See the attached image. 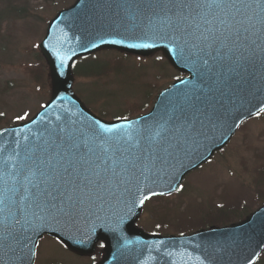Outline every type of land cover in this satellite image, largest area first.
<instances>
[{
  "label": "water",
  "instance_id": "obj_1",
  "mask_svg": "<svg viewBox=\"0 0 264 264\" xmlns=\"http://www.w3.org/2000/svg\"><path fill=\"white\" fill-rule=\"evenodd\" d=\"M132 16H136L135 27ZM146 24L143 14L127 8L125 0H77L73 7L60 12L49 25L40 46L51 70L52 99L27 124L0 132V170L8 174L6 179L16 177L15 187L20 189L16 197L18 200L24 177L35 166L33 161L45 156L43 149L51 143L53 129L80 130L90 137L94 133L107 137L114 134L100 133L96 121L108 126L125 123V120L112 123L101 120L85 107L73 91L72 67L75 61L104 49L143 57L162 52L174 68L189 75V78L178 80L163 91L151 113L127 120L132 124L129 131L134 137L147 135L158 124L167 121L168 139L164 144L165 147L169 143L173 145L168 149L170 155L161 152V159L156 161L155 167L145 173L147 178L140 177L138 181L132 179L129 184L113 186L104 192L103 201L96 200L90 207L86 205L87 211L73 220L51 217L40 220L29 216L31 226H15L13 235L19 238V243L15 240L11 242L15 252H0L3 264H34L35 256L30 260L18 257L27 252L23 248L25 242L36 251L37 242L44 234L56 237L82 256L92 254L97 243L104 241L105 256L99 264H201V261L203 264H254L264 250V207L239 224L212 228L191 236L164 238L148 235L136 228L145 204L139 205V200L144 195L152 198V192L162 193L155 196L176 192L177 186L191 171L225 147L239 126L262 112L260 109L264 106V91L257 92L251 86L239 90L233 85L229 91L216 92L211 101L202 99L198 102L205 111L209 110L208 104L211 103L218 112L203 127L199 125L203 117L197 116L196 131L189 139H183L180 133L172 131L173 125L180 123L175 117L180 114L181 108H186V96L202 95L201 90L208 83L198 77L185 56L172 50L174 45L167 38H160L158 29L149 31ZM132 44L153 46L130 47ZM59 57H66L63 66ZM248 72L255 74L253 84L258 86L259 76L264 74L259 61ZM246 78L251 79V76L246 74ZM142 143L146 146V142ZM8 186H13L10 179ZM20 207V204L13 206V211L23 223V214L17 211ZM31 211L39 213V209ZM117 224L118 227H115ZM80 239L84 242L78 243Z\"/></svg>",
  "mask_w": 264,
  "mask_h": 264
},
{
  "label": "snow or ice",
  "instance_id": "obj_2",
  "mask_svg": "<svg viewBox=\"0 0 264 264\" xmlns=\"http://www.w3.org/2000/svg\"><path fill=\"white\" fill-rule=\"evenodd\" d=\"M125 4L127 8L142 13L147 21L145 27L149 31L158 29L160 38H167L174 45L172 50L185 56L198 77L208 83L201 90L202 95L186 96V108H181L175 117L180 123L173 125L172 131L180 133L183 139H189L196 131L197 116L203 117L199 123L203 127L218 112L211 103L208 111L200 107L198 102L202 99L211 101L216 92L229 91L233 85L239 90L251 86L257 92L264 91V74L259 76L257 86L253 84L255 74L248 72L257 61L264 68V0H125ZM131 20L135 27L136 16ZM59 58L63 66L66 57ZM246 74L251 79H247ZM260 110L264 111V106ZM26 116H18L17 119H26ZM124 120L123 124L111 126L96 121L100 133L114 134L107 137L95 133L90 137L80 130L53 129L51 143L43 149L45 156L34 160L35 166L24 177L18 200L20 189L15 187L16 177H9L13 184L9 187L8 174L0 170V252H15L11 246L13 240L19 243V238L13 235L15 226H31L29 216L40 220L45 217L73 220L87 211L86 205L90 207L96 200L103 201L104 192L113 186L126 185L140 177L147 178L145 173L155 167L156 161L161 159L160 153H168V149L173 147L171 143L167 147L164 144L168 139L167 121L158 124L147 135L134 137L129 131L132 124L127 122V118ZM182 188L183 185H179L176 190ZM151 195L162 193L152 192ZM148 199L150 196L144 195L139 205ZM17 204L22 205L17 211L23 214V223L13 211ZM32 209H39V213L44 215ZM77 242L84 241L80 239ZM100 247L105 245L100 243ZM23 248L27 252L22 250L23 254L18 259L30 260L36 255L34 247H29L27 242ZM0 264H3L2 258Z\"/></svg>",
  "mask_w": 264,
  "mask_h": 264
},
{
  "label": "rangeland",
  "instance_id": "obj_3",
  "mask_svg": "<svg viewBox=\"0 0 264 264\" xmlns=\"http://www.w3.org/2000/svg\"><path fill=\"white\" fill-rule=\"evenodd\" d=\"M74 2L75 0H1L0 113H3L5 119L0 129L20 121L18 116L27 114L28 118L38 113L48 101V95L40 94L34 82L23 72V65L32 61L33 49L43 40L48 23L59 11ZM155 57L145 62L147 73H136H140L136 77L138 86H143L147 81L153 82L154 76L163 70L168 72V77L158 79L154 87L160 90L173 83V76L177 72L164 67L163 61ZM82 68L81 65L80 69ZM126 78L128 79V72ZM85 86L90 88L87 83ZM137 97V92H131L117 100L128 105V101H135ZM113 103L107 108L110 109ZM98 108H101L100 105ZM259 167L264 172V116L248 122L223 153L218 154L203 170L189 176L184 184V192L169 200L157 199L150 202L144 208L148 212H143L138 226L149 231L174 234L185 229L195 231L203 224V218L208 212H215L218 207L225 205H230L225 208L229 210V218L234 220L237 215L232 213L230 207H239V204L244 203L254 210L260 205L255 204L259 194L256 184L259 180ZM40 246L36 264H52L53 261H59L60 264H91L90 259L85 261V258L75 256L51 238H45Z\"/></svg>",
  "mask_w": 264,
  "mask_h": 264
},
{
  "label": "trees",
  "instance_id": "obj_4",
  "mask_svg": "<svg viewBox=\"0 0 264 264\" xmlns=\"http://www.w3.org/2000/svg\"><path fill=\"white\" fill-rule=\"evenodd\" d=\"M36 60H38V63L34 66L35 71H32L31 73L40 87L44 88L47 84L46 64L40 54L37 55ZM83 66H85V68L82 71L78 70L76 76L80 78L92 79L94 82H97L99 81V78L102 76H108L109 73H115V76L118 77L124 72H127L128 57L113 52H102L88 58L86 64ZM150 103L151 92L147 91L143 96V103L134 109H130L128 115L126 116L131 117L143 114L147 111ZM223 221H226V219ZM221 224L227 225L229 223L223 222Z\"/></svg>",
  "mask_w": 264,
  "mask_h": 264
}]
</instances>
